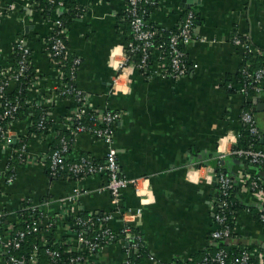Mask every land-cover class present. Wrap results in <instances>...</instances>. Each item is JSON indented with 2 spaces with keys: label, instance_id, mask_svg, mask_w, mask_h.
Here are the masks:
<instances>
[{
  "label": "crops",
  "instance_id": "obj_1",
  "mask_svg": "<svg viewBox=\"0 0 264 264\" xmlns=\"http://www.w3.org/2000/svg\"><path fill=\"white\" fill-rule=\"evenodd\" d=\"M154 1L146 19L150 26L172 30L185 12L192 11L196 17L194 41L186 47L188 73L179 80L162 77L157 64H153L150 77L131 65L119 71L130 34L126 0H73L78 14L66 26L67 48L79 59L74 86L89 109L120 113L114 141L117 163L126 179L138 180L144 194L141 200L133 187L124 189L120 207L131 212L139 208L141 217L114 215L108 223L116 234L125 224L136 227L144 254L138 258L136 251L119 240L98 253L86 254L87 263L124 264L129 256L133 264H182L211 251L216 246L211 233L217 227L219 164L236 185L233 198L237 210L226 243L264 256V226L257 218V211H264V206L245 182L246 176L264 181V169L231 155L243 129L241 114L247 108L264 144V75L258 91L241 93L238 75L245 52L233 44L234 38L240 39L264 60V0ZM13 2L12 10L0 19V71L13 63V49L23 40L30 50L34 76L26 90L28 109L0 141V210L9 225L5 229L13 228L18 211L33 205L44 223L54 220L53 228L42 232L43 239L47 236L54 244L83 254L71 220L80 214L114 213L105 189L107 177L53 179L44 163L37 161L46 157L56 129L66 131L73 120L72 101L54 95L60 73L46 49L53 23L62 12L55 9L41 18L32 1ZM120 73L117 91L112 92L113 80ZM15 87L11 83L6 94ZM37 110L45 112L53 132L29 133ZM22 144L27 161L17 163ZM106 152L103 142L79 134L73 137L66 160L103 162ZM10 165L14 174L8 183Z\"/></svg>",
  "mask_w": 264,
  "mask_h": 264
},
{
  "label": "built area",
  "instance_id": "obj_2",
  "mask_svg": "<svg viewBox=\"0 0 264 264\" xmlns=\"http://www.w3.org/2000/svg\"><path fill=\"white\" fill-rule=\"evenodd\" d=\"M25 1V0H23ZM32 1L33 0H29ZM54 5V0H49ZM154 0H126L125 13L129 19V30L131 39L126 44L124 49V65L120 67L123 70L126 66L131 65L134 69L141 72L147 77L153 73V64L159 65L161 68L159 73L162 77L172 80H179L186 76L188 67L185 61L186 52L179 48L182 45L185 50L188 45L194 41L193 23L195 15L192 11L185 12L182 20L176 28L174 33L168 41L167 49L162 46H155L153 42L154 33L148 29L147 21L144 16L146 14L145 6L154 5ZM14 2H5L0 0V19L12 10ZM57 6L62 7V3L58 2ZM66 39V28L63 27L62 22L57 19L50 30L49 36L46 41L47 55L52 62L57 66L60 77L56 84L54 95L58 98L71 96L74 105V113L71 117V123H67L66 131L73 137L79 134H87L97 141L103 142L107 146V152L103 162L94 163L88 158H81L74 163H66V153L68 151V142L63 138L60 140V148L54 150L49 156H43L38 162L43 164L47 159L49 160L50 176L56 177L60 173L66 171L69 176L81 179L85 177L104 174L107 177L105 186L106 191L109 193L111 203L114 208L112 214L91 215L86 219L78 216L74 217V235L77 243L83 249V254H78L71 260V264H88L86 254H95L100 252L105 246L110 243L118 242L119 240L126 244V248L132 251H138L142 248V240L140 234L136 232L137 228L131 224H125L119 234L114 233L109 227L108 223L114 218V215L120 217L125 214H131L134 218L141 217V210L138 208L131 212L130 210L123 211L119 205L120 196L124 189L131 186L134 188L141 200L144 194H141L138 186V180L126 179L120 171L117 163V151L114 148L115 134L117 131V123L120 120V113L111 110L94 111L88 108L84 102L81 93L77 91L74 86L75 73L79 65V59L72 60L68 81L61 72V68L68 64V48L64 42ZM233 44L241 47L244 52L252 53L251 45L242 42L238 38H234ZM162 49V50H161ZM18 52L19 59L5 69L0 71V141L6 139L4 124L8 120L15 118L20 104L17 98L5 99L6 90L11 83L17 85L20 80L25 77L27 73L26 63L30 58V50L23 40L16 43L13 49V55ZM138 55V61L136 59ZM168 57V64L162 63L163 56ZM244 75L252 78L254 84H257L253 89L258 91L260 82L264 75V69L254 72L253 75L244 70ZM121 76L117 75L113 80L112 92L117 91V81ZM248 91V84H243L240 89L241 93ZM248 93V92H247ZM243 127H246L249 134L255 139H260L261 135L256 126L254 116L251 111H243L240 117ZM38 128L44 130L43 120L39 121ZM48 133L53 132L52 129L47 130ZM231 155L246 159L251 164H264V150H255L252 147L247 149H237L231 151ZM20 163L27 161V154L25 145H21L17 153ZM220 201L218 211L215 215L216 229L211 233V238L214 241H228L231 237L232 230L227 224L229 191L232 189V178L224 173L216 175ZM13 181V175H10L7 182ZM245 182H248L252 195L255 196L261 205L264 206V181L260 177L246 176ZM71 202L75 201V197H71ZM29 210L34 212L38 207L28 205L22 210ZM260 212V222L264 224V211ZM6 218L5 213L0 210V264H38L36 257V249L30 254L27 259L16 258L9 256L4 259L2 254H7L10 250L19 249L25 236L28 234H42L51 230L54 226V220H49L44 223L43 217L39 212L38 218L30 216L25 230L16 232L14 235L9 234V230L5 229L3 220ZM54 219V218H53ZM42 245L47 247L44 239L41 237ZM235 248V247H234ZM46 254L49 258L48 264H56L59 254L57 251L46 249ZM255 260V263H254ZM190 261V260H189ZM188 261V262H189ZM203 262H207L208 258H203ZM210 261L216 264H264V256L255 250L248 248L243 249L237 258L228 260V254L224 249H219ZM124 264H133L131 257H127ZM197 264V263H196Z\"/></svg>",
  "mask_w": 264,
  "mask_h": 264
},
{
  "label": "trees",
  "instance_id": "obj_3",
  "mask_svg": "<svg viewBox=\"0 0 264 264\" xmlns=\"http://www.w3.org/2000/svg\"><path fill=\"white\" fill-rule=\"evenodd\" d=\"M5 2H9V1H14V0H4ZM54 5L51 4L49 2V0H33V4L35 5V11L41 16V18H46L49 15L52 14V11H54L55 9H59V11H61V15L58 17V19L62 22L63 27L66 28L67 25H69L76 17L78 14V10L77 7L75 6V3L73 2V0H54ZM58 2L62 3V7L59 8L57 6ZM154 7V5H147L145 6V10H146V14L144 16L145 20L147 19L149 12L151 11V9ZM196 19V18H195ZM126 21L129 25V19L126 18ZM195 20L193 23V29L195 27ZM177 28V27H176ZM176 28L172 29V30H164L161 28H156L154 26H150L148 24V29H150L154 35H153V42L155 43V46H162L163 49H167V45H168V41L169 38L171 36V33H174L176 31ZM131 39V34H129V41ZM66 46V39L64 40ZM179 48L181 50H185V48L182 45H179ZM162 50V49H161ZM19 53L16 52L15 55H13V63L15 64V62L19 59ZM76 57H74L68 50V64L61 68V72L63 73V75L66 78V81H68V76L70 73V68H71V64H72V60L75 59ZM136 60L138 61V55H136ZM243 64H242V69L241 72L238 75L239 78V82L240 85L243 84H248V91H252L253 87H255L257 84H254V81L252 78H248L244 75V70L247 71L248 73H250L251 75L254 74V72L260 70V69H264V60L262 57H258L257 55H254L252 53H248L245 52L244 53V58H243ZM185 61H186V57H185ZM162 63L164 64H168V57L166 55L163 56L162 59ZM187 64V62H186ZM27 66V73L25 75V77H23L20 82L16 85V87L14 88V91L10 94H6L3 97L5 99H15L17 98L20 104V108L15 116L14 119L12 120H8L5 124H4V128L5 130H8L10 125L15 123L17 120H19V118L21 116L24 115V113L26 112V110L28 109L27 104H26V90L31 82V79L34 76L33 70L30 67V61L28 60L26 63ZM187 67L189 69V65L187 64ZM142 73V71H141ZM144 75V74H142ZM147 76V75H144ZM230 91H232V89H230ZM64 98H67L69 100H73V98L71 96H65ZM245 111H250V109H245ZM43 120V126H44V130L39 129L38 128V123L39 121ZM118 124V123H117ZM52 127L51 122L47 119L46 114L43 110H37V113L33 116L32 118V124L30 126L29 129V133L30 134H48L47 130L50 129ZM64 139L68 142V151L66 153L69 154V148H70V144L71 141H73V136H71L69 134V132L63 130V129H56V137L54 142L52 143V146L50 148V150L48 151L46 156H49L54 150L59 149L60 148V140ZM23 145V144H22ZM249 147H252V149L255 150H264V144L261 142V138L260 139H255L254 137H252L247 128L243 127L240 137L238 139V144L233 148V150H237V149H247ZM233 156V155H232ZM235 157V156H233ZM237 158V157H236ZM17 159V163L20 161L18 160V157L16 156ZM238 160H242L245 164H248L258 170H263L264 169V164H251L249 163L246 159H242V158H237ZM91 160V159H90ZM94 163H100V162H95L93 160H91ZM76 162V161H75ZM66 163H74V162H69L68 160H66ZM47 174L50 176V171H49V160L47 159L44 162ZM220 173H224L223 169L220 167V164L218 165L217 171H216V175L220 174ZM9 175H13L14 174V169L11 167H9ZM225 174V173H224ZM56 177H62V178H69L70 180H79L77 178L71 177L68 175V173L66 171L60 173L58 176ZM255 177H259V176H255ZM54 179V177H52ZM233 183H232V189L229 191V197L227 199L228 202V214H227V224L230 226L231 230L233 227V218H234V212L237 210V206L235 204V200L233 198V193H234V189H235V182L234 179H232ZM217 188H218V184H217ZM220 195L218 198V201H220ZM29 205V204H28ZM26 205V206H28ZM24 206V207H26ZM39 209H37L34 212H31L29 210H20L16 213V223L13 225V228L11 230H9V234L10 235H14L16 232L19 231H24L25 227L28 223V221L30 220V216H33V218H38L39 216ZM99 216V214H97ZM260 212L257 211V218L258 221L260 222ZM78 217L82 218V219H86L88 216L85 215H79ZM69 221L71 220L70 218L68 219ZM73 223V230H74V221L75 219L71 220ZM261 223V222H260ZM262 224V223H261ZM3 225L5 226V228H8V224L6 219L3 220ZM264 226V224H262ZM137 233L138 230H136ZM140 234V233H139ZM41 237H43V234H28L25 236V239L22 241L19 249L17 250H10L7 254H2V256L4 257V259H7L10 255L14 256L16 258H24L27 259L30 254L34 251V249H36V257H37V262L38 264H48V256L46 254V249H50L53 251H57L59 254V257L57 258L56 264H71V260L76 257L78 255V253H75L74 251H71L68 246L63 245V244H59L56 243L54 244V241H52L51 239H49L47 236H44V240L46 242L47 247H44L42 245V241H41ZM229 240V239H228ZM216 246L208 252H205L201 258L196 259V260H191L189 262L186 263H182V264H216L213 261H210V258L213 257L215 255V253L219 250V249H224L227 254H228V260L237 258L239 256V254L241 253V251H243L244 247H231L230 245H227L226 240L224 241H215ZM142 254H144V250L141 248L138 251H136V256L139 258L140 256H142ZM203 258H208L207 262H203ZM255 263V260H254Z\"/></svg>",
  "mask_w": 264,
  "mask_h": 264
}]
</instances>
